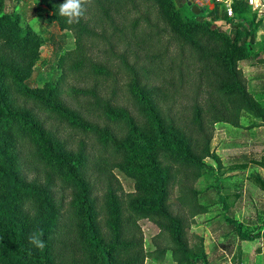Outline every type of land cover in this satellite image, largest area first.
I'll use <instances>...</instances> for the list:
<instances>
[{
	"label": "trees",
	"instance_id": "trees-1",
	"mask_svg": "<svg viewBox=\"0 0 264 264\" xmlns=\"http://www.w3.org/2000/svg\"><path fill=\"white\" fill-rule=\"evenodd\" d=\"M42 2L40 12L50 11L74 39L59 57L57 79L43 88L27 79L45 39L20 12L0 16V264H144L139 218L159 226L174 261L208 264L206 253L193 254L185 237L189 219L217 202L203 203L205 195L222 187L219 169L205 161L222 167L212 149L214 125L241 126L244 114L264 121V99L251 92L239 66L258 56L256 16L246 17L249 0H233L232 16L218 2L196 13L187 0H91L73 25L59 16L64 0ZM134 39L152 45L147 62L139 57L130 64L127 50L118 53L122 41L131 48ZM116 59L131 74L129 82L113 69ZM69 77L95 79L70 91L97 120L66 100ZM107 80L111 89L103 95L99 83ZM251 161L264 167V156ZM108 163L134 178L137 193L129 204L112 176L105 182L94 176ZM202 178L209 183L204 190L196 186ZM252 178L264 188L262 175ZM62 189L72 191L71 200L57 197ZM227 219L242 238L260 236L246 233L236 217ZM32 231L42 233L43 250L28 243Z\"/></svg>",
	"mask_w": 264,
	"mask_h": 264
},
{
	"label": "rangeland",
	"instance_id": "rangeland-1",
	"mask_svg": "<svg viewBox=\"0 0 264 264\" xmlns=\"http://www.w3.org/2000/svg\"><path fill=\"white\" fill-rule=\"evenodd\" d=\"M4 8L0 10V16L6 12L21 13L24 23H28L32 28L39 32L45 39L41 46H38L41 59L34 65L28 76V81L34 86L43 88L49 83L57 79L61 72L59 67V57L74 43V39L68 31L62 29L55 19L50 18V11L40 12V6L46 7L42 0H3ZM193 4L200 3V6L212 7L216 0H192ZM144 9H148L146 6ZM158 8L153 6V21L156 22V13ZM172 11L167 14L168 18H172ZM177 15H181L177 12ZM155 17V18H154ZM217 24L222 30L229 32L231 25L225 21H218ZM106 26L108 24L106 23ZM264 38L256 35V42L253 46L256 48ZM128 44L122 41L118 48V53L126 50V56L130 64L135 62L139 57L141 61L147 62L146 54L151 52L152 45L134 39L132 47L127 48ZM105 55L101 54V58ZM247 60L239 62V66L248 78L251 92L258 98L254 83L249 79L248 70L243 63ZM251 61H254L252 59ZM115 67L113 69H121L120 77L123 80H130L131 74L122 66L120 60H113ZM196 74L202 68L197 67ZM108 82H100L101 94L105 95L110 92L111 84ZM96 84L95 79H78L77 77L66 78L63 84L66 100L72 106L82 110L88 117L97 120V115L92 111L91 107L86 104L83 99H76L70 91L71 86L75 87H91ZM214 84V83H213ZM241 126H234L227 122H217L214 125V133L212 140V149L219 155L222 167L217 166L213 158H206L205 161L213 164L218 170L219 176L223 179L222 187H216L209 191L203 198V203H210L212 199L217 202L210 206L209 212L197 215L189 219V225L186 228V242L191 248L193 254L204 251L208 258V264H260L264 260H260L258 253L264 251V188L254 182L253 175H262L264 177V167L250 160H260L264 156V121L254 118L249 114L241 117ZM263 126V127H261ZM250 161V162H248ZM248 162L245 166L243 164ZM106 171L98 175L103 182L107 180V176H112V180L118 185V195L128 204L135 199L137 193L134 178L130 177L114 164L105 165ZM36 177L34 170L30 171V179ZM99 182V181H98ZM208 179L202 178L196 186L204 190L208 185ZM225 194V202L219 197V190ZM104 184L98 185V197L103 201L106 192ZM72 191L70 189H62L58 191L57 197L61 198L65 195L67 201L71 200ZM224 204L229 206L226 209ZM34 214V213H33ZM228 216H234L242 223L244 231L248 234H260L255 240H247L242 238L234 225L229 221ZM137 225L143 234L144 253L146 255L144 264H179L174 261L171 254V247L167 237L159 238V226L149 218H139ZM260 249V251H259ZM165 250V253H163ZM203 264V263H199Z\"/></svg>",
	"mask_w": 264,
	"mask_h": 264
},
{
	"label": "crops",
	"instance_id": "crops-1",
	"mask_svg": "<svg viewBox=\"0 0 264 264\" xmlns=\"http://www.w3.org/2000/svg\"><path fill=\"white\" fill-rule=\"evenodd\" d=\"M250 7L251 13L247 14L246 17L248 20H251L254 13L256 16V33L264 38V0H255L253 5L250 4ZM254 51L258 54L256 59L254 61L247 60L243 65L248 70L249 79H252L251 84L252 82L254 83L258 98L264 99V41L256 48L254 47ZM258 255V259L264 260V251L258 253ZM260 264H264V261Z\"/></svg>",
	"mask_w": 264,
	"mask_h": 264
},
{
	"label": "clouds",
	"instance_id": "clouds-1",
	"mask_svg": "<svg viewBox=\"0 0 264 264\" xmlns=\"http://www.w3.org/2000/svg\"><path fill=\"white\" fill-rule=\"evenodd\" d=\"M91 0H64L59 5V16L65 18L68 25L78 24L87 12V6ZM28 243L35 249L43 250L46 247L45 241L42 239V233L32 231L29 233Z\"/></svg>",
	"mask_w": 264,
	"mask_h": 264
},
{
	"label": "built area",
	"instance_id": "built-area-1",
	"mask_svg": "<svg viewBox=\"0 0 264 264\" xmlns=\"http://www.w3.org/2000/svg\"><path fill=\"white\" fill-rule=\"evenodd\" d=\"M216 2L222 4L224 9L227 11L228 15H233V0H216ZM249 3L253 5L255 3V0H249Z\"/></svg>",
	"mask_w": 264,
	"mask_h": 264
},
{
	"label": "water",
	"instance_id": "water-1",
	"mask_svg": "<svg viewBox=\"0 0 264 264\" xmlns=\"http://www.w3.org/2000/svg\"><path fill=\"white\" fill-rule=\"evenodd\" d=\"M188 2V5L191 6L192 10H194L196 13H199L200 12V3H197V4H193V1L192 0H187Z\"/></svg>",
	"mask_w": 264,
	"mask_h": 264
}]
</instances>
